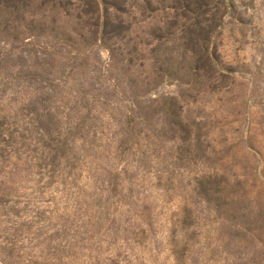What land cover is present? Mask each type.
Returning <instances> with one entry per match:
<instances>
[{
  "label": "rangeland",
  "instance_id": "1",
  "mask_svg": "<svg viewBox=\"0 0 264 264\" xmlns=\"http://www.w3.org/2000/svg\"><path fill=\"white\" fill-rule=\"evenodd\" d=\"M66 1L0 0V264H264L263 10L197 70Z\"/></svg>",
  "mask_w": 264,
  "mask_h": 264
},
{
  "label": "trees",
  "instance_id": "2",
  "mask_svg": "<svg viewBox=\"0 0 264 264\" xmlns=\"http://www.w3.org/2000/svg\"><path fill=\"white\" fill-rule=\"evenodd\" d=\"M65 1V0H64ZM62 0H15L18 11L32 9L54 10L58 6L72 5ZM82 13L93 19L103 6L102 35L117 39L126 47L132 39L126 41L132 28L139 23L151 22L147 36L156 38L157 51L177 52L180 58L197 56V65L209 62L206 55L198 56L195 49L205 46L210 38L219 32L242 33L246 30L262 29L259 13L264 12V0H77ZM171 42V46L167 44ZM133 45L131 53L135 52ZM202 47V49H203ZM181 48V52H180ZM205 50V48H204ZM204 69V67H203ZM202 69V70H203ZM197 77L201 74L196 73ZM203 77V74H202Z\"/></svg>",
  "mask_w": 264,
  "mask_h": 264
}]
</instances>
